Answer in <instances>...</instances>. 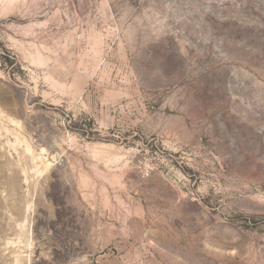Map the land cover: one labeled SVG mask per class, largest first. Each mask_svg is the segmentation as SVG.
Masks as SVG:
<instances>
[{"label":"rangeland","instance_id":"obj_1","mask_svg":"<svg viewBox=\"0 0 264 264\" xmlns=\"http://www.w3.org/2000/svg\"><path fill=\"white\" fill-rule=\"evenodd\" d=\"M0 264H264V0H0Z\"/></svg>","mask_w":264,"mask_h":264}]
</instances>
